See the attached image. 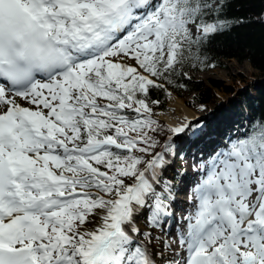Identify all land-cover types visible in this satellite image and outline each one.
Returning <instances> with one entry per match:
<instances>
[{
	"label": "snow or ice",
	"instance_id": "1",
	"mask_svg": "<svg viewBox=\"0 0 264 264\" xmlns=\"http://www.w3.org/2000/svg\"><path fill=\"white\" fill-rule=\"evenodd\" d=\"M228 6L0 0V264H264V114L212 137L156 112ZM183 138L207 140L170 176Z\"/></svg>",
	"mask_w": 264,
	"mask_h": 264
},
{
	"label": "trees",
	"instance_id": "2",
	"mask_svg": "<svg viewBox=\"0 0 264 264\" xmlns=\"http://www.w3.org/2000/svg\"><path fill=\"white\" fill-rule=\"evenodd\" d=\"M228 5L226 18L229 23L237 19L242 20L243 23L226 29L207 44L205 55L208 62L214 63L216 67L226 66L227 59L236 58L240 62L248 60L264 75V22H261L264 17V0H228ZM211 68L213 67H205L202 70L188 69L191 79L180 81L186 87L172 90L179 97L192 93V100H187L189 106L207 104L217 99L215 87L224 88L226 91L232 90L231 86L225 85L218 78L211 77V83H207L203 78H196L190 74L191 71H205ZM159 99L162 104L157 109L167 110V97L161 93ZM231 109L239 115H242L245 110H248L252 116L258 117L264 114V87H259L256 94L250 90L243 91L240 99L232 103ZM159 119L168 123L161 117Z\"/></svg>",
	"mask_w": 264,
	"mask_h": 264
},
{
	"label": "rangeland",
	"instance_id": "3",
	"mask_svg": "<svg viewBox=\"0 0 264 264\" xmlns=\"http://www.w3.org/2000/svg\"><path fill=\"white\" fill-rule=\"evenodd\" d=\"M226 64H227L226 66H216L205 71L195 70L190 72V74L194 75L196 78H203L207 83H211L210 81L211 77L218 78L222 80V82L225 85H229L232 88V90L226 91L224 88L215 87V90L218 95L217 99L207 104H198L197 106L190 105V107L192 106V108L196 110L197 112L196 116L200 114L201 116H203V118L206 117L207 122H209L207 124L208 130L211 129V126L209 124H211L210 122L212 121V119H214L215 117L218 118L219 114L223 116L225 115L227 117L229 116L230 112H234L231 109L232 103L240 99V95L243 91L250 90L252 93L256 94L259 87H264V75L261 73V71L258 68L253 66L250 61L245 60L243 62H240L236 58H232V59H227ZM169 98L170 97H167V101H168L167 102L168 108H166L167 110L156 108V112L159 115L161 111L170 110ZM181 98L185 100V102L187 103V100L189 99L192 100V93H187L186 95L181 96ZM201 105L205 106L204 111L200 110ZM232 115L236 117L235 116L236 114L232 113ZM195 119L196 118H192V120ZM233 121L234 120H232V122ZM186 140L188 139L183 138L180 141V144L182 145L184 142H187ZM183 162H186L187 165L189 164V160L185 158L183 160L182 159L178 160L177 157L174 158L172 162L173 165L169 171V175H171L175 171H180L181 168L180 164ZM184 194L185 192H180V195H184ZM155 234L160 235V233L159 234L155 233ZM154 244L157 247H159V241H154Z\"/></svg>",
	"mask_w": 264,
	"mask_h": 264
},
{
	"label": "bare ground",
	"instance_id": "4",
	"mask_svg": "<svg viewBox=\"0 0 264 264\" xmlns=\"http://www.w3.org/2000/svg\"><path fill=\"white\" fill-rule=\"evenodd\" d=\"M171 93H172V95L169 98L170 110L161 111L160 116H162L163 118L168 120L170 123L175 125V124L183 122L185 117L188 120H190L191 118H193V117H195L197 115L196 114L197 113L196 110H194L192 107L187 105L185 100H183L181 97H179L173 91H171ZM215 130L216 129H213V131H208L210 136H212V134L215 133L214 132ZM198 143L202 144V142H198ZM196 144H197V142H195L192 146H190V149H192L194 146H196Z\"/></svg>",
	"mask_w": 264,
	"mask_h": 264
}]
</instances>
